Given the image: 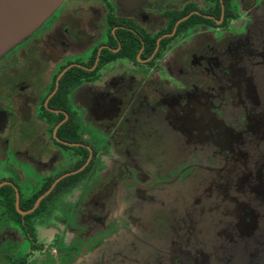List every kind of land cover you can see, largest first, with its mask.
<instances>
[{
  "label": "flooded vegetation",
  "instance_id": "flooded-vegetation-1",
  "mask_svg": "<svg viewBox=\"0 0 264 264\" xmlns=\"http://www.w3.org/2000/svg\"><path fill=\"white\" fill-rule=\"evenodd\" d=\"M261 215L264 0H61L0 52V264H264Z\"/></svg>",
  "mask_w": 264,
  "mask_h": 264
},
{
  "label": "water",
  "instance_id": "water-1",
  "mask_svg": "<svg viewBox=\"0 0 264 264\" xmlns=\"http://www.w3.org/2000/svg\"><path fill=\"white\" fill-rule=\"evenodd\" d=\"M61 0H0V52L26 36Z\"/></svg>",
  "mask_w": 264,
  "mask_h": 264
},
{
  "label": "rangeland",
  "instance_id": "rangeland-1",
  "mask_svg": "<svg viewBox=\"0 0 264 264\" xmlns=\"http://www.w3.org/2000/svg\"><path fill=\"white\" fill-rule=\"evenodd\" d=\"M259 155H257L255 158H257ZM263 160V156H259L257 159H256V162H261ZM211 175H214V174H211ZM232 191H235L237 188H235V187H231L230 188ZM216 192H214V194H215ZM213 199V198H212ZM222 201V200H221ZM234 204L233 203H231V202H229V201H227V202H225V203H222V205L221 204H218V206L219 207H223V206H226V207H232ZM215 206H217L216 204H215ZM196 207L197 208H199V205H196ZM211 212V211H210ZM213 214H207L206 215V217H203V219L201 218V219H199V218H197L196 219V226H195V228H196V233H203V232H205L206 231V228L208 229V230H212L213 228H211V225H212V220L213 219H216V222L219 224V222L220 221H223L224 222V220L225 221H228L230 218H232L233 216H231V215H226V216H224L223 217V215L220 213V212H212ZM219 215H218V214ZM221 216H222V218H224V220H219V218L221 219ZM226 218H229V219H226ZM259 219V221L261 222L260 223V227H262V225H263V222H264V217H262V215H261V217L259 216L258 217ZM204 226H206V228L204 227ZM231 231H232V229H230ZM212 233H214V231H211ZM191 236H193V233H192V235ZM210 236V235H209ZM203 237V236H202ZM201 237V238H202ZM200 238V239H201ZM203 239V238H202ZM231 240V239H230ZM231 242V241H230ZM241 242V241H240ZM239 242V246H238V248H239V251H244V246L242 245V243H240ZM195 245L197 244V243H194ZM193 248H192V251H191V254H192V256L193 255H196L197 253L196 252H193V249L195 248V249H197V245L194 247V246H192ZM216 247H218V246H216ZM209 248H211L210 246H209ZM206 249V247H205V252L207 253V255L209 254V256L211 255V254H213V255H215L214 254V252L211 250V249ZM214 248H215V246H214ZM213 252V253H212ZM186 254H188V253H186ZM212 257V256H211ZM214 257V256H213Z\"/></svg>",
  "mask_w": 264,
  "mask_h": 264
}]
</instances>
